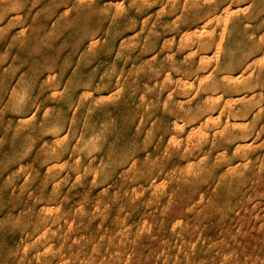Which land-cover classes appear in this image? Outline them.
Instances as JSON below:
<instances>
[{"label":"bare ground","instance_id":"6f19581e","mask_svg":"<svg viewBox=\"0 0 264 264\" xmlns=\"http://www.w3.org/2000/svg\"><path fill=\"white\" fill-rule=\"evenodd\" d=\"M192 1L183 7L196 4L184 21H175L180 5ZM68 2L63 15L70 33L57 41L63 44L62 50L59 46L53 59L39 56L37 66L24 68L13 80L14 65L3 64L8 57L0 53V180L15 160H28L21 184L32 189L27 199L13 195L11 200L0 181V195L24 209L23 217L31 226L41 223L35 218L39 207L50 212L58 205L59 212L74 191L86 196L112 157L137 160L132 177L140 179L139 160L144 158L127 117L142 109H155L158 98L167 93L164 114L168 118L160 124V140L154 149L156 152L168 132L177 145L172 148L169 142L160 154L162 160L189 157L195 142L205 150L223 148V160H253L259 153L264 160V0H246V5L235 7L236 0ZM161 8L167 13L163 20L154 15ZM203 15L216 18L211 20L215 25L226 17V23L221 31L218 26L205 31L199 27ZM50 41L55 46V41ZM214 46L219 47V53L210 62L190 53ZM64 48L68 52L63 56ZM194 79L199 87L193 97ZM141 86L157 95L146 107L138 103ZM177 95L183 96L181 105L170 107ZM224 117L225 122L217 126ZM194 123L204 131L198 137L191 133ZM255 136L262 139L259 147ZM28 144L34 146L30 152ZM126 149H131L128 157ZM47 160H61L63 165L55 162L48 166ZM65 160H91L92 164L86 161L88 167L73 178L75 167L66 168ZM94 160H102L101 168L93 167ZM206 168L210 176L223 170L218 164ZM13 175L11 169L7 181L11 182ZM244 179V173H235L230 182ZM56 225V220H48L38 227L33 232L37 241L49 237ZM47 240L45 245L56 244L63 251L66 237L58 231L51 242Z\"/></svg>","mask_w":264,"mask_h":264},{"label":"rangeland","instance_id":"374dc122","mask_svg":"<svg viewBox=\"0 0 264 264\" xmlns=\"http://www.w3.org/2000/svg\"><path fill=\"white\" fill-rule=\"evenodd\" d=\"M236 1L233 7L246 5V0ZM189 3L193 1L180 5L175 21H184L191 7L194 9L196 4L183 8ZM69 6L68 0H0V53L8 57L3 64L14 65L11 79L17 80L21 70L37 66L39 56L42 60L53 59L59 46L62 50L63 44L57 41L70 33L71 27L63 15ZM165 14L161 8L154 15L163 20ZM221 19L215 25L216 21L211 20L216 18L203 15L199 27L210 32L218 26L221 31L226 17ZM28 34V38L24 37ZM50 40L55 41V46ZM67 52L64 48L63 56ZM190 53L198 59L207 57L206 62H210L219 53V47L207 51L194 49ZM192 84L190 96L194 97L199 81L194 79ZM141 87L138 103L146 107L157 95ZM167 94L158 98L155 109H142L127 117L130 132L139 137L144 158L139 160L141 178L132 177L131 169L137 160L112 157L99 181H91L97 184L90 186L86 196L74 191L59 212L58 205L52 207L51 202L50 212L39 207L35 213V218L41 220L38 226H31L23 217L25 210L7 200H12L13 195L26 199L31 195L32 189L21 184L28 160H15L10 165L14 172L12 181H7L11 169L0 180L8 194V198L0 195V264H264V160L260 153L253 160H223V148L205 150L198 142L189 157L162 160L160 154L167 144L172 143V148L177 145L168 132L156 152L154 149L160 140V124L168 118L164 114ZM182 97L177 95L169 106L181 105ZM225 120L224 117L216 125ZM191 130L194 137L204 133L195 123ZM111 138L112 142L116 139L114 134ZM261 141L256 139V147ZM28 146L27 152L32 151L34 146ZM130 151H124L127 157ZM205 157L210 159L204 160ZM47 161L50 166L60 164L61 160ZM65 161L69 164L66 168L75 167L73 178L88 167L86 161L92 164L91 160ZM94 161L93 167L101 168L102 160ZM216 164L223 170L218 175H208L206 167ZM235 173H244L245 179L231 183ZM48 220H56L57 227L47 241L51 242L58 231L66 237L63 251L56 244L45 245L47 238L38 242L33 233Z\"/></svg>","mask_w":264,"mask_h":264}]
</instances>
